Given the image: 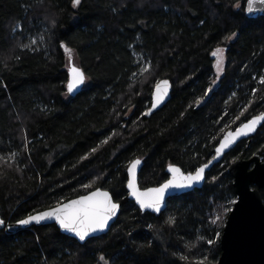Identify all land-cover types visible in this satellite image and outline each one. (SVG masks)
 Wrapping results in <instances>:
<instances>
[{
    "label": "trees",
    "instance_id": "trees-1",
    "mask_svg": "<svg viewBox=\"0 0 264 264\" xmlns=\"http://www.w3.org/2000/svg\"><path fill=\"white\" fill-rule=\"evenodd\" d=\"M247 1L0 0L2 218L14 223L99 188L121 203L109 232L85 244L56 225L0 231V264H103L101 256L108 264L218 262L237 199L228 167L264 158V124L202 188L169 199L160 215L128 201L127 169L143 161L142 189L167 181L169 165L195 172L224 133L264 111V17L247 18ZM62 45L87 76L75 97L66 90L70 54ZM162 79L172 83L171 99L147 116ZM221 206L228 211L217 221Z\"/></svg>",
    "mask_w": 264,
    "mask_h": 264
},
{
    "label": "water",
    "instance_id": "water-1",
    "mask_svg": "<svg viewBox=\"0 0 264 264\" xmlns=\"http://www.w3.org/2000/svg\"><path fill=\"white\" fill-rule=\"evenodd\" d=\"M255 7H256V10L250 13L247 10L248 9V1H247L246 6H245V15L247 18L257 19L260 17H264V5H256ZM72 64H75V63H74V60L71 58L69 60V67H68V81L71 79L70 68H71ZM77 67H79V66H77ZM163 81L168 82L167 86H165L162 83ZM86 82H87V76H86L85 83L83 85L79 86V88L77 90H75L74 92L68 93V91H67V93L71 97L77 96L84 89ZM157 85L160 86V92L162 94L166 92V94H163L161 96V99L159 101L157 100ZM66 90H67V85H66ZM171 93H172L171 81L169 79L160 80L155 85V87L153 89L151 107L147 112V116H150L151 114H153V113L159 111L161 108H163L171 99ZM148 113H150V114H148ZM262 113H264V112H262ZM246 122H244V123H246ZM243 124H241L235 130H228L226 133H224V135L220 139L216 149L223 142L224 137L227 135V133L238 131L239 128ZM263 124H264V122L259 123L256 126L255 131L250 132L247 135H243V136H240L239 138H237L235 143L231 144L228 148L224 149L221 154H217L216 149H215L214 157L209 162L200 166V167H203L204 165H207V167L205 168L204 174H203V179L200 180L199 182L195 183L190 188L170 189L169 192L165 195L164 204L161 207L160 212H153L151 210H141L140 205L136 202L135 198L129 194V189L126 186L127 192H128V201L134 203L136 205V207L144 213L148 212V213H151L154 215H160L162 212H164L166 210L169 199L178 198V197H181L182 195H184L186 193H189V192L194 191L196 189L202 188L206 182L207 174L216 165L220 164L223 161L225 155H227L234 148H236L239 143H241L243 141L250 142L251 139L258 132V130L263 126ZM139 160L141 161V163H140V165H138L137 170H136V183H137L138 187L143 191V190H146L149 188L142 189L139 185V174H140L142 167H143V161L141 159H139ZM170 166L178 167L182 172H184L179 166L169 165L167 168V173L169 175L168 180H171L173 178V175H174L170 171ZM195 172H191V173H195ZM228 173L233 177L234 188H235V193H236L237 199L233 205L232 210L230 211V213L228 215V218H227V221H226V224H225L222 236H221V240H220L221 256H220L218 262H216L214 264H264V200H263V198L261 196V192H260L262 189H264V162L261 160L260 155H254L249 159H237L229 165ZM185 174H187V173H185ZM127 177L129 180L130 176L128 173V169H127ZM150 188H157V187H150ZM99 189L102 191L109 192L108 190H105V189H101V188H99ZM93 191H95V190H93ZM93 191H91V192H93ZM91 192H89L85 195H89ZM82 196H84V195H82ZM79 197H81V196H79ZM79 197L73 198L71 200L78 199ZM69 201L70 200L63 202V203H68ZM119 204H120V209L118 210L116 216H114L113 219L111 221H109L108 229H106L103 232H97V233L92 234V236H90L86 241H80L78 239V237L74 236V234L69 233V232H65L63 229L60 228L59 224L57 222H55L54 220L42 221L39 224H36L34 222L33 224L28 225V226H21L17 222L8 223L1 216V206H0V219H3L5 221V224L3 226H0V231L5 230V231H8L10 233H16L20 230L29 229L33 226L56 225L62 234L66 235L70 238H73L74 240H76L80 244H85L90 239L100 237V236L105 235L109 232V230L115 224V222L117 221V219L120 215L121 203H119ZM56 206H54V207H56ZM51 208H53V207H51ZM51 208H48V209H45V210H42L39 212L47 211ZM36 213L37 212H35L31 215H34Z\"/></svg>",
    "mask_w": 264,
    "mask_h": 264
},
{
    "label": "snow or ice",
    "instance_id": "snow-or-ice-1",
    "mask_svg": "<svg viewBox=\"0 0 264 264\" xmlns=\"http://www.w3.org/2000/svg\"><path fill=\"white\" fill-rule=\"evenodd\" d=\"M74 6H78L81 3V0H73ZM256 5H264V0H248V11L251 13L256 10ZM236 7L239 8V3L236 4ZM236 34L232 33L226 39L231 40ZM32 43H35L33 41ZM65 52L70 54L72 49L68 48L67 45H62ZM21 47H30V45H21ZM225 49L216 48L212 53L213 56L217 57L216 68L217 74L223 72V65L225 57L223 53ZM148 69L145 68L144 71ZM71 79L67 83L68 93H72L83 85L86 80L85 72L77 67L75 64H72L70 68ZM167 86L168 82H162ZM260 84L264 85V77L260 78ZM207 91L211 92L212 89L209 88ZM163 94H166L163 93ZM160 92V86L157 85V100L161 99L163 95ZM150 114V113H148ZM264 122V113L256 115L244 123L238 131L229 132L224 137L223 142L216 149L217 154H221L224 149L228 148L231 144L235 143L236 139L240 136L247 135L250 132L255 131L256 126ZM107 141H105L106 143ZM95 151V149H94ZM2 159V157H0ZM141 161L135 159L131 162L128 167V173L130 179L127 183V188L129 189V194L135 198L136 202L140 205L141 210H151L153 212H160L161 207L164 204L165 195L169 192L170 189H184L190 188L195 183L203 179V174L207 165L200 167L195 173L182 172L178 167L170 166V171L174 174L171 180L166 181L157 188H149L146 190H141L136 183V170ZM85 187H90V185H85ZM120 209V204L117 203L113 196L107 192L100 189H96L91 192L89 195H84L75 200H70L68 203H60L56 207H53L47 211L37 212L34 215H28L25 219H20L17 223L21 226H28L33 224L41 223L42 221L54 220L57 222L61 229L65 232L74 234L75 237H78L80 241H86L92 234L97 232H103L109 227V221L116 216L118 210ZM217 220L220 219L219 216L216 217ZM168 224L175 225L176 220L174 217H169ZM5 221L0 219V226H3ZM209 244H212L213 241L209 240ZM182 259L187 260L188 257L182 256ZM100 261H103V264H108V261L104 256H101ZM197 264H204V261H198Z\"/></svg>",
    "mask_w": 264,
    "mask_h": 264
},
{
    "label": "rangeland",
    "instance_id": "rangeland-1",
    "mask_svg": "<svg viewBox=\"0 0 264 264\" xmlns=\"http://www.w3.org/2000/svg\"><path fill=\"white\" fill-rule=\"evenodd\" d=\"M75 7H77V6H75ZM223 55H224V53H223ZM141 60H142V62H145V67H148V64L146 63V60H144V58H140ZM216 60H217V57H216ZM224 64H225V60H224ZM215 68H216V62H215ZM223 68H224V65H223ZM216 70H217V68H216ZM264 112V111H263ZM243 112H241V114H242ZM262 113V112H261ZM241 114H240V116H241ZM240 116H238L237 118H235L234 119V121H235V123H236V121L240 118ZM233 121V122H234ZM248 121V120H247ZM246 122V121H245ZM241 124H243V123H241ZM240 124V125H241ZM238 128V127H237ZM236 128V129H237ZM261 157V156H260ZM261 160L264 162V158H261ZM223 206H221V209H219L218 211H216V215H215V217H217V216H219L220 217V221H224L225 220V215H226V213H227V211H228V209H226V208H224V210H223V208H222ZM233 208V207H232ZM232 210V209H231ZM230 213V212H229ZM215 220H217L216 218H215ZM218 221V220H217Z\"/></svg>",
    "mask_w": 264,
    "mask_h": 264
}]
</instances>
